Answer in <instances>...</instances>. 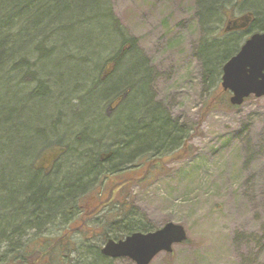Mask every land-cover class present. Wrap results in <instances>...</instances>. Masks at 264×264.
<instances>
[{
    "label": "rangeland",
    "instance_id": "374dc122",
    "mask_svg": "<svg viewBox=\"0 0 264 264\" xmlns=\"http://www.w3.org/2000/svg\"><path fill=\"white\" fill-rule=\"evenodd\" d=\"M101 1L106 3L126 37L137 41L136 51L133 52V56H136V68L131 64L132 62H129L131 56L126 58L124 63L126 72L134 69L133 72H139L138 74L141 75L138 83L140 85H137L139 91L135 95L138 98L141 96L139 92L142 91L140 89L143 84L144 96L149 95L152 104L161 108L168 118L191 136L188 156H184L181 160L166 159L153 174L143 181H137V179L132 182V185L123 192V196L119 197L130 204L131 216L139 217L154 231L173 223L183 226L187 232L186 242L175 245L172 253H160L150 264H264V97H251L237 109L229 108L222 101H217L212 107L207 108L210 101L216 98L217 93H215V85L207 74L204 59L206 50H211L208 47L210 45L207 44L216 35L223 34L228 18L235 20L247 14H254L255 20H258L256 10L264 14V0H231L225 7L229 14L220 15V21L213 26L211 32H208L206 28L209 16L203 21L201 0ZM254 23L245 31L235 30L236 33L233 35L222 37L229 42V45H226L229 46L230 51L240 49L252 35L264 32V17L261 22L255 23L257 27ZM108 26L106 22H95L91 26L80 28L74 36L78 40L84 38L86 42L95 40L94 37H86L91 34L97 39H103V45L107 47L109 42L116 41L112 34L116 31V27L113 28L110 24L114 29L112 31ZM4 31H6L5 28ZM65 38L70 39V36ZM85 42H80L78 52L87 53L89 57L93 56L102 60L103 51L93 49L100 43ZM54 43L55 41L52 40L44 47L53 50ZM8 46L9 49L13 48L11 44ZM19 49L21 46L18 47ZM85 70L86 67L80 69L81 72ZM55 73L61 76L66 73L67 79L70 77V80L75 78L73 74L77 77L81 76L74 72L71 75L69 71ZM58 74L54 76V79L49 78L52 81L42 77L44 81L49 82L46 85L51 91L47 94L49 98L51 97L49 99L51 102L47 105L38 107L36 101L20 105L18 100L25 98L28 92L20 94L18 99L14 100L15 102L13 99L9 102L8 106L14 109V113L21 112L22 119L17 118L21 124L30 125L33 130L40 129L29 137L31 138L28 141L29 144L32 143V139L37 138L33 148L40 143L41 150L46 148L44 136L48 135L52 128H57L53 126L59 121L57 116H60L62 120L64 131L60 137L62 142H68L67 139L73 141L76 134L85 132L83 127H80V130L78 125H76L78 129L75 134L74 131L69 132L71 121L76 120L74 116L78 115L80 120H83L88 106L82 107L81 97H78L81 94L62 97L61 88L55 82L59 79ZM24 78L32 80L35 76L27 74ZM138 80L139 77L136 81ZM27 88L32 87L27 86ZM70 89L67 88V90ZM220 89L223 90L222 86ZM42 91L40 88L37 94H41ZM111 93L108 91L103 98ZM227 97L230 100L228 92L221 97V100L223 98L227 100ZM42 107L44 109H41ZM104 110L106 113L110 112L107 106H104ZM135 110L136 105L130 106L127 116H133L136 113ZM36 116L37 119L33 121ZM49 117L56 118L50 120ZM94 124L93 122L90 126L91 130L98 128L93 126ZM87 126L84 125V127ZM103 128H105L104 125ZM65 131L68 132L65 133ZM68 133L73 135L72 139ZM97 133L95 131L93 136L96 137L91 138L93 147L90 152L92 153L108 147L107 143H104L106 142L104 136L101 137L102 139L99 138L100 145L94 142L98 138ZM25 135V131L22 130L17 136L14 135L13 139L16 141V137H19L21 141H24L23 138H27ZM79 139L83 140L81 136ZM28 142L25 140L24 145ZM18 145L19 149L11 147L10 152H19L23 144L20 142ZM85 148L80 149V153L89 151V148ZM75 149L76 146L74 152ZM41 150H33L30 161L26 160V165L30 163L31 170L34 165L33 159H37ZM129 150L130 148L126 149V152ZM74 152L71 153L72 156L79 154L76 152L74 155ZM11 157L6 156L1 163L5 168H9L5 177L15 175V172H11L13 169L10 166ZM76 167L77 164L73 163L66 166L63 172L58 174V180H64L65 174L72 173ZM90 167L92 164L89 163L87 168ZM145 168L142 167L137 172L127 174L126 178L143 177ZM24 172L26 171L21 169L20 173L24 174ZM101 184L102 187L99 188L92 182L84 195V202L90 201L92 210L97 209L101 199L107 198L113 189L111 181H104ZM45 196L46 187L43 186L32 200L37 203ZM50 209L52 208L45 211ZM107 212L101 213L97 220H87L88 214H86L84 216L86 225L83 226L82 231H75V238L77 237L79 242L83 243L82 237H87L88 228L97 230V226L106 227L116 211H112L109 215ZM2 214L0 213L1 217L5 216V213ZM64 216L55 214L49 219L51 221H45L46 225L44 223L41 231L36 233L58 235L59 232L60 234L61 230H65L69 225ZM76 218L77 215H74L71 222ZM81 232L84 234L79 236ZM94 241L102 247L105 244L101 235ZM77 260H79L78 257H76ZM109 264H135V262L128 258H119L112 260Z\"/></svg>",
    "mask_w": 264,
    "mask_h": 264
},
{
    "label": "trees",
    "instance_id": "16d2710c",
    "mask_svg": "<svg viewBox=\"0 0 264 264\" xmlns=\"http://www.w3.org/2000/svg\"><path fill=\"white\" fill-rule=\"evenodd\" d=\"M230 1L201 0L203 21L209 16L207 24L205 23L208 32H211L213 26L220 21V15L229 14L225 7ZM256 14L259 18L255 20L253 14L254 22L258 24L262 21L264 14L259 10H256ZM95 22H106L113 28L115 26L116 31L112 34L116 41L109 42L106 47L103 45V39H97L91 34L86 37H94L95 40L86 42L84 38L78 40L74 36L80 28L91 26ZM256 24L254 26L257 27ZM111 26L109 29L114 31ZM230 33L225 32L224 29L223 34L216 35L207 44L210 45L208 47L211 50H206L205 67L217 93L216 98L210 101L207 108L212 107L217 101H222L231 109L238 108L231 105L228 97L227 100L225 98L221 100V97L227 94L220 89L223 67L241 49L236 48L230 51L229 42L226 38H222L224 35H233L236 31ZM65 36H70V39ZM241 39L240 35V41ZM52 40L55 41L53 50L45 48V44L51 43ZM81 41L99 42L98 47L93 49L103 51V59L99 60L93 56L89 57L87 53H79ZM9 44L13 46L12 49H9ZM20 46L21 49L18 50ZM136 48L137 41L126 37L104 1L0 0V213L1 215L5 213V216L0 215V264H79L81 261L83 264H109L113 259L104 256L103 247L94 241L99 235L106 243L108 240H122L134 233L154 231L139 217L131 216L130 204L119 197L123 196V192L132 185V182L137 179V181L145 180L158 167H161L166 159L181 160L184 156H188L191 136L168 118L161 108L152 104L149 95L144 96L143 84L140 89L142 91L139 92L141 96L138 98L135 95L139 91L137 85H140L138 83L141 75L138 74L139 72H133L134 69L126 72L124 63L125 59L131 56L129 62H132L131 64L136 68V56H133ZM40 58L43 59L40 60ZM82 67H86L84 72L80 71ZM56 71H69L71 75L73 72L81 75L77 77L73 74L75 78L70 80V77L67 79L66 73L63 76L57 73L59 81L55 82L61 88L62 97L81 94L82 98H86L92 92L94 94L98 92L93 104L96 102L94 104L97 105L96 107L100 108L104 105L108 107V110L110 109V112L107 111L108 126L102 128L98 124V128L95 129L98 132V138L102 139L101 137L104 136L107 140H112V143L104 140L107 141V148L94 153L90 152L93 142H87L91 140L87 132L85 141L79 139L80 136L83 139L85 136L84 132H80L76 134L73 141L67 139L68 142H62L60 137L64 131L60 116L57 117L61 122L53 125L57 128H52V131L44 136L46 148L41 150V143L33 148L37 138L32 139V143L29 144L28 141L31 139L29 137L38 131L33 130L30 125L21 124V121L17 120V118L22 119L21 112L14 113V109L8 106L9 102L11 99L13 101L18 99L20 94L28 92L30 94L27 93L25 98L18 100L20 105L31 104L34 101L37 102L38 107L47 105L51 102L49 101L51 97L47 96L51 91L46 85L49 82L44 81L43 78L52 81L49 78L54 79L57 75ZM27 74H33L35 78L26 80L24 76ZM136 76L139 77L138 81ZM26 84L32 88L28 89ZM114 87L116 89L113 91ZM40 88L43 91L37 94ZM67 88L71 89L67 90ZM108 91L112 92L111 95L103 98ZM124 94L127 96L115 105V102ZM91 105L89 103L85 105L88 109L83 120H80L78 115L74 116L76 120L71 121L70 133L74 131L75 134L78 128L81 130L80 127H84L85 124L89 126L96 122L90 109ZM135 105L136 113L128 117L127 110ZM36 119L37 116L33 121ZM22 130L27 135V138L23 140L28 143L24 145L22 141L23 146L20 147L19 152H10V148L15 147L12 144V140L15 141L13 137ZM70 133L68 134L72 139L73 135ZM16 139L20 138L16 137ZM118 143H122V146ZM31 144L34 145L31 146ZM84 147L89 148V151L80 153V149L83 150ZM125 148L130 150L126 152ZM36 149L41 151L37 159H33L34 165L31 170L30 163L26 165V160L30 161L31 154ZM72 152L74 155L76 152L79 154L72 156ZM49 154H52V160H45ZM6 156H12L10 166L13 168L11 172H15L14 176L5 177L9 168H5L1 163ZM72 160L81 161L84 164L83 184L78 185V182L69 181V177L75 170L66 174L64 180H58V172H63ZM89 163L92 166L95 163L99 170L89 172L87 168ZM142 167H146L143 177L126 178L127 174L137 172ZM21 169L26 172L21 174ZM104 181H111L113 189L107 198L101 199L100 206L92 210L91 202H84L86 190L92 182L100 188ZM58 183L62 185L59 193H57ZM43 186L46 187V196L39 199L37 203L33 202L32 199L39 194ZM48 208L52 209L45 211ZM114 210L116 212L112 214L106 227L97 226L99 232L88 228L87 237H82L83 243H80L77 237L75 238V231H82L83 226L86 225L84 220L86 214H88L87 220H97L101 213L108 211L109 215ZM58 213L59 216L65 215L64 218L69 223L65 230H61L60 234L58 232V235L36 233L41 231L44 223L46 225V222ZM74 215H77V218L71 222ZM80 222L84 224L80 225ZM78 224L79 226H76ZM79 234L81 236L84 232ZM76 257L79 260L76 261Z\"/></svg>",
    "mask_w": 264,
    "mask_h": 264
},
{
    "label": "water",
    "instance_id": "95a60500",
    "mask_svg": "<svg viewBox=\"0 0 264 264\" xmlns=\"http://www.w3.org/2000/svg\"><path fill=\"white\" fill-rule=\"evenodd\" d=\"M251 14L241 22L229 24L235 30L246 29L252 22ZM230 29L227 28V31ZM221 86L231 93L232 106H241L248 98L264 97V32L252 35L223 67ZM124 94L115 105L122 101ZM188 239L185 228L169 223L149 233H134L122 240H108L102 254L113 260L128 258L135 264H150L160 253H172L173 247Z\"/></svg>",
    "mask_w": 264,
    "mask_h": 264
},
{
    "label": "bare ground",
    "instance_id": "6f19581e",
    "mask_svg": "<svg viewBox=\"0 0 264 264\" xmlns=\"http://www.w3.org/2000/svg\"><path fill=\"white\" fill-rule=\"evenodd\" d=\"M96 95L97 94H95L93 97H92V95H90V96H88V97H84V98H82V96H78V97H81L80 99H81V101H82V107L83 106H85L87 103H89L90 105H91V109H92V112H93V114H94V120H96V122H95V124L93 125V126H97L98 124L99 125H101L102 126V128H103V125L105 126V128L108 126V124H109V122H108V117H109V115H108V113H106L105 112V110H104V105H102L100 108H98V107H96V106H94L93 105V102L95 101V98H96ZM77 97V96H76ZM76 100H78V98H76ZM96 103V102H95ZM80 105V106H81ZM93 106H94V108H93ZM97 108V109H96ZM86 113V112H85ZM52 118H54V117H52ZM52 118L50 119V117H49V119L50 120H52ZM56 118V117H55ZM54 118V119H55ZM58 122H61V121H58ZM92 124H90L89 126H87V127H83L84 128V134L87 132L88 133V135L91 137V136H93V133L95 132V130L94 129H90V126H91ZM44 126V125H43ZM40 129H36V131H39ZM87 136V134L84 136V139H83V141H85L86 140V137ZM92 139H94L93 137H91ZM89 140V141H87V142H91V141H93V140ZM105 140H107V138H105ZM111 139H108L107 141H110ZM106 141V142H107ZM20 142H22L20 139H16V141H14L13 142V140H12V144L15 146V149L17 148H19V145H18V143L20 144ZM94 142H96V143H98V144H100L101 143V141H100V139L99 138H96V140H94ZM106 142H104V143H106ZM5 145V144H4ZM118 145H121L122 146V143H118ZM105 146V145H104ZM99 147H102V146H99ZM74 149V148H73ZM72 163L73 164H77V167H76V170H75V172H73L72 174H71V176L69 177V181H72V182H78V185H80V184H83V182H82V180H84V178H83V176L85 175L84 174V172H83V167H84V164L81 162V161H72ZM93 165L94 166H92V167H90L89 168V172H91V171H97V170H99V167L98 166H96L95 165V163H93ZM88 170V169H87ZM83 172V173H82ZM61 172H58V174H60ZM68 174V173H67ZM82 174H83V176H82ZM66 175V174H65ZM55 180V179H54ZM56 185V184H55ZM58 185V190H57V193H59L61 190H60V188L62 187V185L61 184H57ZM57 197V196H56Z\"/></svg>",
    "mask_w": 264,
    "mask_h": 264
},
{
    "label": "flooded vegetation",
    "instance_id": "af4514ba",
    "mask_svg": "<svg viewBox=\"0 0 264 264\" xmlns=\"http://www.w3.org/2000/svg\"><path fill=\"white\" fill-rule=\"evenodd\" d=\"M254 17V16H253ZM241 20H242V18H238V19H235V20H231V18H228V20H227V22L230 24V23H233V22H241ZM252 22H254V18H253V21ZM227 26H228V24H227ZM232 26V25H231ZM231 26L229 27L228 26V28L231 30ZM248 29V28H247ZM246 29V30H247Z\"/></svg>",
    "mask_w": 264,
    "mask_h": 264
}]
</instances>
